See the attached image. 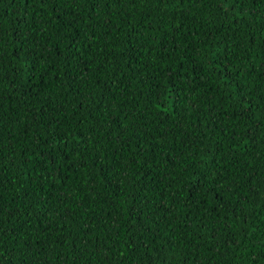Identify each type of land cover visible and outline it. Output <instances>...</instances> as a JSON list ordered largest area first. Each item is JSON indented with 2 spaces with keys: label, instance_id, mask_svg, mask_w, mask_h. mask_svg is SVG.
<instances>
[{
  "label": "trees",
  "instance_id": "16d2710c",
  "mask_svg": "<svg viewBox=\"0 0 264 264\" xmlns=\"http://www.w3.org/2000/svg\"><path fill=\"white\" fill-rule=\"evenodd\" d=\"M0 264H264V0H0Z\"/></svg>",
  "mask_w": 264,
  "mask_h": 264
}]
</instances>
